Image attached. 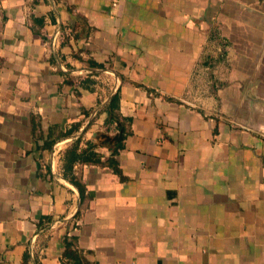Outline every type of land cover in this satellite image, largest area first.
<instances>
[{"label":"crops","instance_id":"crops-1","mask_svg":"<svg viewBox=\"0 0 264 264\" xmlns=\"http://www.w3.org/2000/svg\"><path fill=\"white\" fill-rule=\"evenodd\" d=\"M117 89L131 134L75 166L73 229L60 154ZM70 232L82 264H264V0H0V264Z\"/></svg>","mask_w":264,"mask_h":264},{"label":"trees","instance_id":"trees-1","mask_svg":"<svg viewBox=\"0 0 264 264\" xmlns=\"http://www.w3.org/2000/svg\"><path fill=\"white\" fill-rule=\"evenodd\" d=\"M61 43L67 42L66 31L62 29L60 32ZM74 57L79 58L87 66L94 67L96 64L91 60H83L78 53H74ZM98 66V65H97ZM65 84H71L72 79L66 77ZM120 93L117 89L108 99L102 112L105 113L104 129L98 130L92 139L86 140L85 145L81 146V141L85 130L73 139L72 143L68 145L60 154V169L63 178L69 180L79 191L80 194V208L74 215V220L79 218L82 211L83 202L86 200L85 186L81 178L80 167L75 169L76 165H107L111 167L115 172L119 171L116 163L115 156L124 148V140L131 134V119L122 116L120 113ZM115 126L116 132L112 133L111 126ZM39 127V122H36L32 118V132L35 135L36 130ZM79 128V125L72 124L63 135L69 136L75 133ZM54 140L50 143H46L45 147L48 148L53 144ZM106 147L109 151V155L105 160H102L103 154L99 151V148ZM47 221V222H44ZM43 222L38 223L40 228H44L48 223V218H44ZM78 226L74 225L72 228L76 229ZM64 249L62 251L60 262L61 264H82V250L78 246V240L75 233L70 232L64 235L63 240ZM30 261V254L28 251L24 252L22 256V263L28 264Z\"/></svg>","mask_w":264,"mask_h":264},{"label":"built area","instance_id":"built-area-1","mask_svg":"<svg viewBox=\"0 0 264 264\" xmlns=\"http://www.w3.org/2000/svg\"><path fill=\"white\" fill-rule=\"evenodd\" d=\"M114 5H116V3H114ZM55 39H56V36L54 35V36H53V41H55ZM74 225L77 226V222H76V221L74 222Z\"/></svg>","mask_w":264,"mask_h":264}]
</instances>
